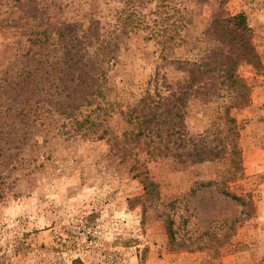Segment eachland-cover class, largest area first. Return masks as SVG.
Instances as JSON below:
<instances>
[{"label": "rangeland", "instance_id": "1", "mask_svg": "<svg viewBox=\"0 0 264 264\" xmlns=\"http://www.w3.org/2000/svg\"><path fill=\"white\" fill-rule=\"evenodd\" d=\"M39 12L0 26V119H22L39 24L113 60L89 105L96 133L59 113L49 141L13 159L26 168L3 185L0 264H264V0H45ZM157 86L191 136L219 139L218 158L180 164L136 143L130 115Z\"/></svg>", "mask_w": 264, "mask_h": 264}, {"label": "trees", "instance_id": "2", "mask_svg": "<svg viewBox=\"0 0 264 264\" xmlns=\"http://www.w3.org/2000/svg\"><path fill=\"white\" fill-rule=\"evenodd\" d=\"M41 3H45V0H0V4L10 9L0 20V26L10 24L12 27H25L26 24H33V21L41 19ZM13 7L17 9L13 10ZM16 13L18 14L15 15ZM232 19L242 25L245 18L238 15ZM38 28L39 30L33 31L36 38L30 41L34 45L30 51H35L29 56L32 64L28 63V66L32 69L25 70L22 79L21 106L18 107L22 119L18 120L16 127L12 126L9 120L0 119V199L5 197L3 185L6 180L13 176L18 168H26L22 166V159L15 161L16 163L13 159L21 152L26 153L32 141L38 143V138H42L43 142L49 141L54 123H57V114L63 113L71 117L68 125L80 127L84 123L90 124L88 131H85L88 133H96L93 126L101 125L91 119L96 110L89 109V105H94L95 98L104 93L107 71L103 66L107 60L111 62L113 59L103 57L106 53L100 46L93 53L86 52L77 37L65 41L66 37L61 29H50L45 24H39ZM60 37L64 39L62 43L58 42ZM35 66L38 70H33ZM156 89V97L144 105V113L133 111L130 115V123L137 124L140 128L136 143L142 142L151 157L173 158L180 164L211 162L218 158L221 152L218 150L219 139L206 135L208 131L199 137L191 136L186 131L182 113L169 109L165 103L167 97L161 91L158 92V86ZM49 102H52L50 107ZM97 104V107L104 110L102 103ZM84 105L86 112L79 118L76 110H80ZM145 107L148 108L145 110ZM222 119L228 130L237 132V122L227 111ZM174 129L178 130L171 132ZM105 134L104 131L100 138ZM236 147L237 145H234L232 152H235ZM15 150L18 152L14 153ZM18 179L19 175L14 177L11 183ZM225 194L230 196L228 192ZM232 199L242 202V198L235 195H232Z\"/></svg>", "mask_w": 264, "mask_h": 264}]
</instances>
